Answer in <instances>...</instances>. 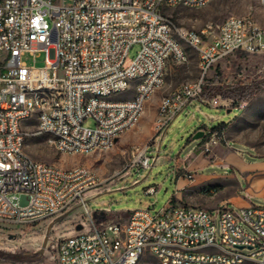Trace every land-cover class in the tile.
<instances>
[{"label":"built area","instance_id":"2783aa9c","mask_svg":"<svg viewBox=\"0 0 264 264\" xmlns=\"http://www.w3.org/2000/svg\"><path fill=\"white\" fill-rule=\"evenodd\" d=\"M203 3L210 0H0L1 223L25 230L77 206L81 218L74 233L55 246L59 264H139L138 252L161 264H241V259L264 264V207L224 203L206 210L170 200L156 215L135 210L127 223H115L90 209L87 194L99 184L95 172L85 167L56 172L55 165L32 160L18 145V138L30 136L16 129L20 114L41 109L37 134L47 136L59 152L89 156L110 150L116 132L134 125L138 97L164 82V57L189 61L182 59L184 45L201 57L200 81L181 84L159 132L188 106L197 111L204 104L229 107L232 100L205 98V79L234 54L264 55V28L253 19L231 16L199 32L183 31L165 13ZM171 36H179V44H171ZM136 45L140 51L130 60ZM39 54L44 55L41 68L36 66ZM127 76H141V83L126 85ZM41 86L55 87L56 104L29 103L31 87ZM89 91L131 97L95 101ZM200 130L205 134L200 148L209 153L221 133ZM136 150L131 167L150 170L154 158ZM185 177L193 180L194 175L186 171ZM146 192L154 194L156 188ZM25 213H34V220H25ZM48 242L49 234L31 245L43 253Z\"/></svg>","mask_w":264,"mask_h":264},{"label":"rangeland","instance_id":"374dc122","mask_svg":"<svg viewBox=\"0 0 264 264\" xmlns=\"http://www.w3.org/2000/svg\"><path fill=\"white\" fill-rule=\"evenodd\" d=\"M175 25L190 30L201 31L208 24L217 26L231 16L250 17L264 28L263 0H213L202 8L177 7L165 10ZM189 61L178 65H168L165 75V86L156 91L147 101L140 122L133 129L119 138L113 148L97 151L92 155H67L57 151L48 137L37 134L36 120L28 122L25 129L30 136L25 142L24 152L32 159L63 169L84 166L95 172L99 178L98 186L93 190L106 191L96 201L89 203L93 212H107L106 220L115 223H127L135 210H150L156 215L172 199L175 191L172 177L173 167L177 160H182L201 146V140H193V136L202 127L212 130L226 123L224 138L220 144L245 152L249 159V148L254 149L264 158V55L234 54L227 61L215 67L205 79L207 99L220 98L223 102L232 100L226 109H212L209 104L184 108L171 122L159 132V107L164 96L180 86L184 77H200L196 70L199 61L198 52L184 45ZM140 46L136 45L128 58L134 59ZM29 65L32 59H25ZM36 66L44 65V55L39 54ZM186 68L187 73L180 69ZM183 75V76H182ZM199 79V78H198ZM205 91V90H204ZM131 96H123L126 99ZM208 106V107H207ZM227 109H231L228 112ZM220 115L219 121H210L206 115ZM144 122V124H142ZM93 127L94 123L87 124ZM160 143V147H159ZM147 153L153 160L160 156L168 159V163L152 167L150 170L141 166L131 167V162L138 151ZM210 172L213 170H209ZM138 181V183H135ZM156 188V193L146 190ZM92 190V191H93ZM256 207H264V203L254 202ZM81 218V210L75 206L39 225L25 230L0 222V264H59L56 243L60 237L74 233L75 225ZM49 234L48 247L39 253L31 243L41 242ZM13 239L12 241L10 239ZM18 241H14V239ZM18 242H22L18 244ZM39 254L38 260L14 262L8 259L9 254ZM243 253H247L246 250ZM139 264H161L157 258L145 254Z\"/></svg>","mask_w":264,"mask_h":264},{"label":"crops","instance_id":"0c3cea01","mask_svg":"<svg viewBox=\"0 0 264 264\" xmlns=\"http://www.w3.org/2000/svg\"><path fill=\"white\" fill-rule=\"evenodd\" d=\"M199 63L198 61L195 67L197 71H200ZM169 64H171V69L175 62L170 61ZM180 71L182 74L187 73L186 68ZM183 78L186 81L183 83H193L199 77L197 78L195 74L194 76H183ZM206 117L214 122L221 119L220 115L215 114H208ZM224 133L225 131L221 133V140L224 138ZM229 143H219L209 153L198 147L193 153L187 154L184 159L177 160L172 171L175 191L171 200L176 204L206 210H212L224 203L233 207L256 206L255 201L264 203V158L260 157L254 149L249 148L250 158L247 159L245 152L232 148ZM168 161L165 157H154L153 167L167 164ZM186 171L193 173V180L185 177ZM105 192L98 189L90 191L87 194L88 202L96 201ZM95 214L101 219H106L108 213L98 211Z\"/></svg>","mask_w":264,"mask_h":264},{"label":"bare ground","instance_id":"6f19581e","mask_svg":"<svg viewBox=\"0 0 264 264\" xmlns=\"http://www.w3.org/2000/svg\"><path fill=\"white\" fill-rule=\"evenodd\" d=\"M211 1L213 0H210V2ZM207 4L208 3H203L202 7ZM234 17L235 19L250 18V17H237V16H234ZM256 26L260 27L257 23H256ZM181 28L183 29V31L199 32L195 30L186 29L183 27ZM171 44H179V36H171ZM182 59H189V55L186 49H182ZM170 61H171V57H164V82L156 84L155 88H152L151 93H146L145 96L138 97V109L136 110V113L134 114V125H130L129 128H125L123 130H120L119 132H116V141L114 144H110V149L115 146V144L117 143L120 137H122L124 134H126L128 131H130L131 129H133L135 126L139 124L140 119L144 113V109H145V105L147 101L156 91L162 89L165 86V75H166ZM175 62L184 63V60H175ZM199 62H200L199 65L201 66L200 56H199ZM199 81H200V77L197 81L193 83H188V85H196V83H199ZM133 83H141V76H127L126 77V85H133ZM180 90H181V85L178 86L176 89H174L171 93L163 97L160 107H159V112H158L159 114L158 125L160 128H161L162 121L168 118V108L167 107L171 106L173 95L179 94ZM89 98H95V101H102L105 99V101H108V102H116L117 100L121 99V92L105 94V92L89 91ZM38 100H47L49 104H56L57 94H56L55 87L54 86L31 87L29 103H36L38 102ZM41 117H43V110L41 109H34L33 114L21 113L20 120L16 121V129L20 131L21 135H28L29 132L25 129V125L29 124L28 122L32 121V119L34 120V118L36 121H40ZM26 140L27 138H18V145L22 152H24ZM51 145L57 151H59V148L56 145L54 144H51ZM142 152H144V150ZM62 153L67 154V155H88L87 153H72V152H62ZM83 169H84V166H76L72 168V171H83ZM85 169H89V168L85 167ZM56 172H65V169L56 167ZM25 220H34V213H25ZM145 254L147 253L138 252V259L141 260V258ZM202 264H220V263H210V261H203ZM241 264H259V263L249 262V259H241Z\"/></svg>","mask_w":264,"mask_h":264},{"label":"trees","instance_id":"16d2710c","mask_svg":"<svg viewBox=\"0 0 264 264\" xmlns=\"http://www.w3.org/2000/svg\"><path fill=\"white\" fill-rule=\"evenodd\" d=\"M204 95L206 94V89L204 88ZM227 127L226 123L220 124L218 127L212 129L213 131H218L219 133H222L225 131ZM204 127L200 128L203 129ZM8 259L14 262H24L29 260H38L41 256L39 254H31V253H21V254H9L7 255Z\"/></svg>","mask_w":264,"mask_h":264},{"label":"water","instance_id":"95a60500","mask_svg":"<svg viewBox=\"0 0 264 264\" xmlns=\"http://www.w3.org/2000/svg\"><path fill=\"white\" fill-rule=\"evenodd\" d=\"M230 111V110H229ZM204 132L202 130H199L194 136H193V140H201L204 137ZM77 230H81V226L77 227Z\"/></svg>","mask_w":264,"mask_h":264}]
</instances>
